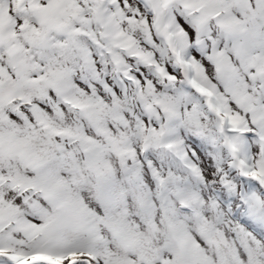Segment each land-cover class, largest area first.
I'll return each instance as SVG.
<instances>
[{"label": "snow or ice", "instance_id": "1", "mask_svg": "<svg viewBox=\"0 0 264 264\" xmlns=\"http://www.w3.org/2000/svg\"><path fill=\"white\" fill-rule=\"evenodd\" d=\"M0 264H264V0H0Z\"/></svg>", "mask_w": 264, "mask_h": 264}]
</instances>
